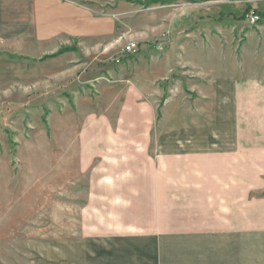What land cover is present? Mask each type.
<instances>
[{"label":"rangeland","instance_id":"obj_1","mask_svg":"<svg viewBox=\"0 0 264 264\" xmlns=\"http://www.w3.org/2000/svg\"><path fill=\"white\" fill-rule=\"evenodd\" d=\"M87 8L89 37L73 48L39 60L3 54L10 75L24 79L0 81V264H71L73 254L74 264H97L82 256L92 238L141 232L134 215L143 209L113 189L144 170V143L156 134L149 103L185 90L196 55L264 57L256 51L264 0H89ZM162 61L171 63L164 73ZM131 137L132 150L110 140ZM98 138L108 140L100 156L81 153L84 139L92 147ZM258 243L250 264H264Z\"/></svg>","mask_w":264,"mask_h":264},{"label":"crops","instance_id":"obj_2","mask_svg":"<svg viewBox=\"0 0 264 264\" xmlns=\"http://www.w3.org/2000/svg\"><path fill=\"white\" fill-rule=\"evenodd\" d=\"M88 3L0 0V81L24 79L10 75L3 54L39 60L88 38ZM259 45L256 51L264 49ZM196 56L185 90L165 101L162 91L160 105L149 103L156 134L144 143V170L130 169L128 183L113 189L130 194L131 208L143 209L134 221L144 229L92 238L97 244L83 245V257L96 256L97 264H250L251 242L264 248V57ZM163 61L164 73L171 63ZM110 140L130 150L138 145L133 137ZM85 141L84 155L100 156L108 144Z\"/></svg>","mask_w":264,"mask_h":264},{"label":"built area","instance_id":"obj_3","mask_svg":"<svg viewBox=\"0 0 264 264\" xmlns=\"http://www.w3.org/2000/svg\"><path fill=\"white\" fill-rule=\"evenodd\" d=\"M261 21V18L259 15H256V14H252L251 17H250V23L255 25V24H258L259 22ZM137 46L135 45H130L126 48L125 52L126 53H133L135 50H136Z\"/></svg>","mask_w":264,"mask_h":264},{"label":"trees","instance_id":"obj_4","mask_svg":"<svg viewBox=\"0 0 264 264\" xmlns=\"http://www.w3.org/2000/svg\"><path fill=\"white\" fill-rule=\"evenodd\" d=\"M256 15H259L258 13H255Z\"/></svg>","mask_w":264,"mask_h":264}]
</instances>
